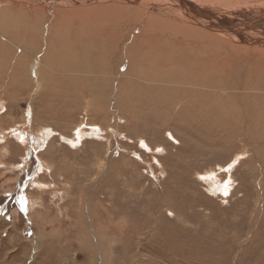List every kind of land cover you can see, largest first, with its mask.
I'll return each mask as SVG.
<instances>
[{
  "label": "rangeland",
  "instance_id": "rangeland-1",
  "mask_svg": "<svg viewBox=\"0 0 264 264\" xmlns=\"http://www.w3.org/2000/svg\"><path fill=\"white\" fill-rule=\"evenodd\" d=\"M61 33L51 51L0 35V264H264V91L245 93L248 74L191 80L150 60L158 82L134 88L154 95L113 78L74 92L50 57L99 56L72 27ZM125 50L106 62L129 79L144 60ZM87 63L94 76L106 69Z\"/></svg>",
  "mask_w": 264,
  "mask_h": 264
},
{
  "label": "bare ground",
  "instance_id": "bare-ground-1",
  "mask_svg": "<svg viewBox=\"0 0 264 264\" xmlns=\"http://www.w3.org/2000/svg\"><path fill=\"white\" fill-rule=\"evenodd\" d=\"M68 27L76 30L75 43L81 40L83 44L87 39L88 43L95 45L93 49H96L97 56H99L96 60L92 58L87 60L85 56H82L83 59L77 54H69V57H65L64 54L61 62L54 56L50 57L54 63H60L59 67L63 70V74L69 78L74 92H81L84 89V83L95 84L98 81L105 84V89L108 80L113 78L121 84V89L125 94H135V88L137 93L143 85H137L134 88V82L137 84L141 81L144 83L147 81L158 82V79L152 80V75L144 70L146 68L154 69L153 66L149 65L150 60H160L166 66L176 62V66L181 67V71L184 72L180 75H184V78H186L185 75H188L191 80L193 79L190 76L193 73L205 81L209 80L207 79L210 77L209 74L219 76V78L227 76L229 79L234 78L235 80L239 78L240 74H248L245 89L251 92H244L260 93L264 91V0H0V35L4 33L5 37L13 35L15 37L20 32L27 36L34 35L36 38L35 40L32 39L30 45L32 50L33 48L44 49L45 44L49 50L53 46L57 48L59 37L62 35L61 31L64 28L68 29ZM141 29L143 30L141 31ZM55 36L59 39L55 40ZM103 36H106L109 55L103 52L98 43L103 41ZM154 40H157L161 45L157 46ZM60 43V46L69 44L70 49H73V44L70 41L64 40ZM119 46H125V52L130 58L128 59L129 62L134 63L136 55L140 58L139 62L142 63L144 60L142 66L131 70L134 74L129 79H124L125 76L122 71L106 62L109 61L108 59H114L118 54ZM0 52H3L2 47H0ZM39 59L40 62L46 60L42 57ZM85 60L87 62L97 61L100 66L105 64L106 69L96 72L95 76L99 79L87 71L86 67L91 73H95L90 67L91 65ZM16 61L20 64L25 62L23 57L17 58ZM137 64L140 63L137 62ZM196 66L198 68H195ZM30 75L31 84L33 77L36 79L38 76L36 64L32 65ZM155 77L157 76L155 75ZM205 81L204 83H207ZM42 89H44V84ZM189 89L192 88L189 87ZM156 91L155 87L146 86L145 89L142 88L140 93L154 95ZM163 91L168 94L166 86ZM209 92L210 94L215 93L214 91H206L207 96H209ZM233 93L235 94V92ZM234 96L232 95V98ZM242 97L250 99L248 96ZM121 102L123 101L121 100ZM246 108H250V106ZM166 111L168 112V110ZM79 131V142H82L83 130L79 129ZM193 132L195 133V131ZM41 164L42 169L47 167L44 163ZM94 196H98V193L95 192ZM98 201L101 203L100 199ZM82 219H84L83 216ZM113 223L114 220L112 219L108 222L109 225ZM28 256L29 251L26 253V260ZM109 262L113 264L112 261Z\"/></svg>",
  "mask_w": 264,
  "mask_h": 264
}]
</instances>
